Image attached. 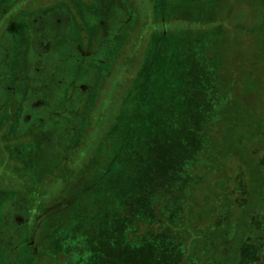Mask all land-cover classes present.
Wrapping results in <instances>:
<instances>
[{
  "label": "rangeland",
  "instance_id": "rangeland-1",
  "mask_svg": "<svg viewBox=\"0 0 264 264\" xmlns=\"http://www.w3.org/2000/svg\"><path fill=\"white\" fill-rule=\"evenodd\" d=\"M20 1L0 0V15L3 9L7 11V7ZM83 1L89 3V0L74 2L82 4ZM142 1L143 10L137 12L140 17L143 16L140 19H146L142 21L143 24L158 27L155 23L157 20L165 21L166 29L180 30L173 31L170 35L165 65L159 74L161 79L167 80V103L160 108L161 114L155 122H143L146 127L147 124L150 125L145 135L147 139H143L140 145L138 143L139 146L137 139H132L134 147L129 149L132 154L124 160L117 158L107 175L95 173L92 176V188L82 189L73 201L68 199L65 203L57 201L45 204L48 207H40L31 231L30 244L35 248L31 260L25 258L24 254V251H28L25 224L30 203L25 197L13 193L0 195V264H28L26 260L30 264H165L164 255L156 253L157 250H148L144 223L146 199L151 200L150 195H146V190L151 188L147 184L162 187L163 183L157 177L161 178L162 172L167 169V162L172 154L181 149V145L190 147V127L193 128L197 124L196 115L206 113L200 102H204V98L206 101L208 95L217 97L209 106L210 112L216 111V108L218 111H225L226 107L234 113L248 115L246 117L250 122L247 126L236 122L232 125V135L236 138L240 136L244 140L248 139L255 134L256 126L259 125L263 128L261 131H264V50L261 43L264 35V7L259 1ZM95 10L93 12H96ZM122 12L123 10L120 11ZM145 13H148L149 18H145ZM129 20V15L126 17L125 14H120L111 26L108 25L109 31L113 36L118 35L123 29L122 22ZM73 24L67 11L58 9L18 20L14 28L5 32L0 39V108L9 84L7 76L14 70L13 43H17L15 37L20 35L23 45L25 44V59L19 70L27 74L29 85L19 111L21 117L18 123L22 128L39 121L34 123V126H40L41 123L44 127L40 126L44 131L42 136L48 141L45 148L42 147L43 150L31 152L30 148L25 146H22L20 151L14 143L13 150L12 146L3 145L0 141L1 174L7 172L16 177L15 173L21 172V176L26 178L37 170L45 172L42 169L45 159L66 155L67 147H73L75 144L76 140L72 141V135L70 138L66 135L68 136L80 122L79 115L83 111L87 86H90L96 77L95 70L98 65L94 64L103 60V48L94 40L93 46L86 52L74 50L66 54L68 56H61V41L69 34ZM74 52L80 56L84 55L86 61L83 62V67L87 68L89 73L81 74L77 78L76 90H71L69 100H64V86L74 80L75 75L70 76L69 66L64 65V68H61L60 62L69 59L74 61L76 71L81 72L83 69H77L75 62L79 59L77 60ZM60 56L61 61L58 62ZM66 61L65 63H68ZM218 78L224 82L220 85L217 96L211 95L210 91L201 92L207 80L217 82ZM109 107L99 106L97 115L104 111L107 113L106 116H101L102 125L99 127H107L112 113L110 110H113V107ZM71 108L80 112L77 120L73 121L76 124H70L69 119L63 117ZM223 114L225 115V112ZM228 115L226 113L225 116ZM59 118L63 121L58 122ZM228 119H222L223 126H228ZM212 131L209 133H213ZM183 142H186L185 146ZM255 143L261 144V141L256 139ZM56 147L62 152L54 153ZM20 154L26 161H23L24 167L26 163L32 165L31 167L27 164V174L20 164L19 168L6 160L10 157L14 162ZM262 159L264 164V158ZM46 161L47 164L52 163L51 160ZM19 162L21 163V160ZM4 182L15 186L19 180L5 175ZM238 189L242 191L241 195L245 194L244 185L238 184ZM173 193H176L177 199L171 201L177 206L176 201L180 200L181 194L178 190ZM68 194L72 192L69 191ZM162 199H168L167 193L162 194ZM253 207L254 205L249 209ZM45 208L48 210L46 214ZM46 215L49 217H45ZM132 216L141 221V224L138 225ZM260 219L263 223L264 216ZM159 236L161 240L165 238L164 235ZM232 254L230 263L235 264V252ZM261 260L264 261L263 258Z\"/></svg>",
  "mask_w": 264,
  "mask_h": 264
},
{
  "label": "trees",
  "instance_id": "trees-1",
  "mask_svg": "<svg viewBox=\"0 0 264 264\" xmlns=\"http://www.w3.org/2000/svg\"><path fill=\"white\" fill-rule=\"evenodd\" d=\"M74 1L21 0L20 3L15 2L7 7V11L3 9L0 15L1 39L20 19L64 9L74 24L71 25L69 34L61 41V56H68L66 54L74 50L86 52L93 46L94 40L103 48V60L94 64L98 65L95 70L96 77L93 83L87 86L83 111L79 115L80 122L69 133L66 130V137L70 138L72 135V141L76 140L74 146L67 147L66 155L45 159L42 162L45 172L37 170L26 178L21 176V172L15 173L16 177L7 172L0 173V195L13 193L25 197L30 203L25 224L28 251H24L28 260H31V254L35 250L30 244L31 231L40 207L57 201H73L82 189L92 188V176L95 173L107 175L117 158L124 160L132 154L129 150L134 147L132 139H137V145H140L146 138L150 125L147 124L146 127L143 122H155L162 107L167 103V80L161 79L159 74L165 65L170 35L173 31H180L168 30L164 26L165 21L156 19L153 23L156 21L158 27L143 24L142 21L146 19H140L143 16L140 17L137 12L143 10L142 0H89L90 5L88 1H83L82 4ZM147 1L149 3V0ZM258 1L264 7V0ZM126 13L130 20L126 23L123 21L122 31L113 36L109 31L110 24L120 14L127 17ZM144 15L149 18L148 13ZM15 41V55L12 56L14 70L12 69L11 75L16 81L13 79L11 84H18L19 94L15 96L11 89L7 103L14 98V106L7 104L0 108V141L3 145L12 146L13 150L15 145H18L16 148L20 151L22 146L29 147L30 152L39 151L48 144L46 137L42 136L44 131L40 129L41 123L40 126H34V123L39 122L35 121L33 125L22 128L18 123L29 78L19 70L25 59V44L23 45L20 35L15 37ZM261 43L264 50V35ZM70 45L72 47H69ZM76 55L79 60L75 65L77 69L83 68L81 72L74 69V61H61V56L57 60L61 61V68H64V65L69 66L70 76L75 75L74 80L64 86V100H69V92L76 88L77 78L81 74L89 73L87 68L83 67V62L86 61L84 55ZM210 80H207L201 92L210 91L211 95L217 96V91H220L219 87L224 81L221 78H218L217 82ZM216 98L208 95L206 101L204 98V102H200L206 113L196 115L197 124L193 128L190 127V147L181 145V149H177L170 157L161 178L157 177L163 183L162 187L147 184L151 188L146 190V195L149 194L151 200L146 199L144 223L148 250H157L156 253L164 255L165 264H231L230 258L234 252L235 264H264L261 260L264 259V222L260 219L264 216V131H261L263 128L259 125L256 126L255 134L248 139L234 137L232 125L236 122L247 126L250 122L246 117L248 115L234 113L226 107L225 111H218L216 108V111L210 112L209 106ZM99 106L113 107L106 128L99 127L102 125L101 116L107 114L104 111L97 115ZM223 112L229 115L225 116ZM78 113L80 112L71 108L63 117L69 119L70 124H76L73 121L77 120ZM224 117L229 118L228 126H223ZM60 121L63 119L59 118L58 122ZM65 123L66 120L63 124ZM211 131L213 133H209ZM253 138L259 139L261 144L255 143ZM183 145L185 146L186 142H183ZM127 150L129 151L125 153ZM55 151L61 150L56 147L54 153ZM21 154L14 162L10 157L6 160L19 168L20 164L26 173L28 163L24 167L23 163L26 161L21 158ZM46 160H51L52 163L47 164ZM5 175L18 179V185L15 183V186H10V183H5ZM238 184L245 186V194H240L242 191L238 189ZM176 190L181 194L180 200L176 201L177 206L171 201L177 199L176 193H173ZM69 191L72 194L69 195ZM166 193L168 199L164 200L162 194ZM253 205L250 210L249 207ZM44 211L46 214L48 210L45 208ZM48 215L45 217H49ZM132 219L138 225L141 224V221L133 216ZM159 235H164L165 238L161 240ZM28 260L26 262L30 264Z\"/></svg>",
  "mask_w": 264,
  "mask_h": 264
},
{
  "label": "flooded vegetation",
  "instance_id": "flooded-vegetation-1",
  "mask_svg": "<svg viewBox=\"0 0 264 264\" xmlns=\"http://www.w3.org/2000/svg\"><path fill=\"white\" fill-rule=\"evenodd\" d=\"M126 22H128V21H126ZM125 22V23H126ZM7 32H9V31H7ZM7 79H8V86H7V88H6V93H5V97H4V100L2 101V107H4V105L5 106H7V104L8 105H12V106H14L13 104H14V98H12L11 99V101H10V103H7V100L9 101V98L10 97H8V95H9V91L12 89V91L14 92V95L15 96H18V94H19V90L17 89L18 88V84H16V82H14V84H11L12 83V80L14 79L15 81H16V79H15V77L14 76H12V75H8L7 76ZM35 162V161H34ZM28 165H30L29 163H28ZM27 165V166H28ZM31 167H32V165H30ZM45 207H48V205L47 206H45Z\"/></svg>",
  "mask_w": 264,
  "mask_h": 264
}]
</instances>
